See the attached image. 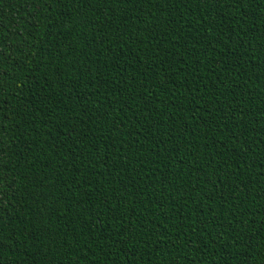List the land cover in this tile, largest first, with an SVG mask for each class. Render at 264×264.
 Instances as JSON below:
<instances>
[{"label":"trees","instance_id":"obj_1","mask_svg":"<svg viewBox=\"0 0 264 264\" xmlns=\"http://www.w3.org/2000/svg\"><path fill=\"white\" fill-rule=\"evenodd\" d=\"M0 264H264V0H0Z\"/></svg>","mask_w":264,"mask_h":264}]
</instances>
